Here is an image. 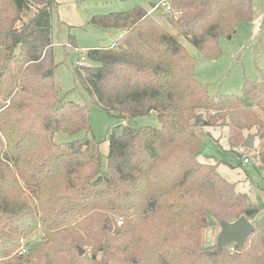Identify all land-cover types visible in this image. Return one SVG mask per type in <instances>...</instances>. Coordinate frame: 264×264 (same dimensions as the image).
<instances>
[{
    "label": "trees",
    "instance_id": "16d2710c",
    "mask_svg": "<svg viewBox=\"0 0 264 264\" xmlns=\"http://www.w3.org/2000/svg\"><path fill=\"white\" fill-rule=\"evenodd\" d=\"M261 1L160 0L91 17V27L118 37L85 51L93 65L74 64L80 105L55 83L57 2L0 0V264H264V201L251 203L198 161L203 139L193 128L224 127L232 151L254 136L264 175V71L244 80L241 98L211 95L180 42L219 57V38L252 21ZM68 45L76 50L73 36ZM255 45L264 53V29ZM88 104L123 120L154 112L160 127L112 132L102 172L94 138L53 141L90 131ZM241 217L255 227L242 247L203 245L208 228Z\"/></svg>",
    "mask_w": 264,
    "mask_h": 264
},
{
    "label": "rangeland",
    "instance_id": "374dc122",
    "mask_svg": "<svg viewBox=\"0 0 264 264\" xmlns=\"http://www.w3.org/2000/svg\"><path fill=\"white\" fill-rule=\"evenodd\" d=\"M160 0H75V3L57 2L56 9L52 13V43L53 60L57 64L55 72V83L60 90V96L65 101H71L82 105L86 96L82 87L75 82L73 76L74 64L79 61L85 51L100 47L111 46L118 32L115 30L105 31L91 27L88 23L91 17L97 15H107L110 13H122L131 10L135 6L149 10L152 4ZM254 17L252 21L241 23L237 26L235 33L231 38L220 37L218 40L221 54L214 59L203 57L191 44L184 38L180 42L195 61L194 78L204 84L211 95H234L243 97L242 84L244 80L256 82L259 81L260 71H264V53L255 45V38L260 29H264V1L255 2L253 8ZM259 24V29L255 32ZM168 31L175 34L167 27ZM69 36L74 37L75 47L68 45ZM91 63L83 62L84 66ZM93 65V64H91ZM1 69V68H0ZM88 120L90 131L79 132L76 135H69L57 132L53 136L55 144H66L83 138H94L99 145V150L103 155L101 171L105 170V156L108 153V137L112 132H118L122 127L128 126L133 129L140 127L159 128V122L154 112L145 116L123 120L116 116L109 115L100 107L94 104H88ZM196 134L204 139V149L208 147L207 134H203L204 129L194 126ZM221 139L219 144L220 154L227 156L234 167L226 168L223 165L218 166L222 177L229 183L234 184L235 190L248 197L251 203L260 204L264 201V194L259 188L264 190V175L257 174V171L244 167L242 160L249 159L250 164L257 150V140L254 148L247 150L243 148L232 151L226 138V129L219 127L215 132ZM210 144V143H209ZM209 150V149H208ZM241 155V157H239ZM200 163H209L200 155ZM237 163V165H235ZM227 169V170H226ZM245 169V170H244ZM247 175H246V172ZM220 228H208L203 233V245L212 246L217 242V236ZM40 234H36L30 242L38 241ZM109 264H130L128 262H109Z\"/></svg>",
    "mask_w": 264,
    "mask_h": 264
},
{
    "label": "water",
    "instance_id": "95a60500",
    "mask_svg": "<svg viewBox=\"0 0 264 264\" xmlns=\"http://www.w3.org/2000/svg\"><path fill=\"white\" fill-rule=\"evenodd\" d=\"M17 44L15 39L13 45ZM6 68L5 64H2L0 71L3 72ZM201 122V118L197 117L195 123ZM254 136H247L241 144V148L250 150L254 146ZM255 227L246 218L241 217L233 223H221L220 230L217 236L216 245L220 247H225L231 244H236L240 247L243 246L245 240L250 234L253 233ZM79 255L84 254L83 250L78 249Z\"/></svg>",
    "mask_w": 264,
    "mask_h": 264
},
{
    "label": "crops",
    "instance_id": "0c3cea01",
    "mask_svg": "<svg viewBox=\"0 0 264 264\" xmlns=\"http://www.w3.org/2000/svg\"><path fill=\"white\" fill-rule=\"evenodd\" d=\"M55 1L56 2H59V3L60 2H68V3H70V5H71V3H73V4L75 3V0H55ZM258 29H259V24H258L255 32H257ZM201 128L204 129L203 134H207V138H208V141L207 142H209L210 144L208 143V145H207L208 148L205 150L204 149V146H205L204 139L201 136V138L203 139V146H202V149L200 151V155L202 156L203 159H205L206 161L209 162L207 164L215 165L216 168H217L218 173L220 175H222V173H220V171L218 170V166L219 165H223L226 168H231L232 169L234 167V163H231V161L228 158H226L227 156H223L219 152V150L221 149V146L219 144V141L221 139V135L219 137L217 134H215V132L218 130V128H211V127H201ZM226 133H227V130H226ZM255 140H254V144H255ZM254 146H253V148H254ZM240 148H241V146H240ZM250 162L251 161L249 160V163L244 164L243 163V160H242V165L244 167H248V170L254 168V170L257 171V174H262L258 170V161H257V159H252V162L254 163L253 165H251ZM235 165H237V163H235ZM246 175H247V172H246ZM247 177H248V175H247ZM259 189L264 194V190L261 189V188H259Z\"/></svg>",
    "mask_w": 264,
    "mask_h": 264
},
{
    "label": "built area",
    "instance_id": "2783aa9c",
    "mask_svg": "<svg viewBox=\"0 0 264 264\" xmlns=\"http://www.w3.org/2000/svg\"><path fill=\"white\" fill-rule=\"evenodd\" d=\"M160 6H161L162 8H164V10H165L166 12H169V11H170V7H169L168 5H166L165 3H161ZM84 61H85V57L82 56L81 59H80L79 61H76V62H75V65H76L77 67H82ZM243 163H244V164H247V163H249V161L246 160V159H244V160H243ZM120 224H121V223L118 222V225H120Z\"/></svg>",
    "mask_w": 264,
    "mask_h": 264
}]
</instances>
